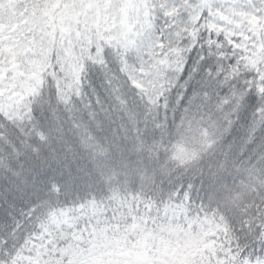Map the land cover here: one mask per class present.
<instances>
[{
	"label": "snow or ice",
	"instance_id": "obj_1",
	"mask_svg": "<svg viewBox=\"0 0 264 264\" xmlns=\"http://www.w3.org/2000/svg\"><path fill=\"white\" fill-rule=\"evenodd\" d=\"M129 63L140 72V83L123 76V83L115 84ZM52 68L53 75L45 76L50 130L57 122L59 127L83 125L108 148H99L101 166L90 173L83 195L82 178L71 162L65 174L46 176L42 188L23 198L0 190V264H23L25 251L41 264L31 245L46 230L37 223L42 216L54 217L55 209L67 206L78 215L89 205L107 201L110 206L129 196L157 208H186L194 223L206 214L207 200V212L215 205L229 240L216 264H264V0H136L126 24L92 42L68 103L58 95L59 81L68 78L61 64ZM117 88L131 89L127 109L114 104ZM41 99L31 103L33 113ZM4 103L7 97L0 96ZM0 125V153L11 157L19 130L3 112ZM179 149L199 158V170L164 165ZM210 177L217 178L215 184ZM229 179L249 192L234 207L217 191Z\"/></svg>",
	"mask_w": 264,
	"mask_h": 264
},
{
	"label": "trees",
	"instance_id": "obj_2",
	"mask_svg": "<svg viewBox=\"0 0 264 264\" xmlns=\"http://www.w3.org/2000/svg\"><path fill=\"white\" fill-rule=\"evenodd\" d=\"M117 3L120 7H116ZM135 3L136 0H0V78L12 87L0 93L7 97V103L0 104V112L19 130L13 155L0 153V190L7 191L14 199L23 198L33 189L42 188L46 176L65 174L67 162H71L82 178L83 195L84 187L92 182L90 173H96L101 166L99 148L107 150L108 142L102 145L83 125L59 127L57 122L55 131L50 130L46 119L50 90L45 76L53 75V64H61L60 71L68 82L59 81L62 87L58 95L62 102L68 103L75 84L79 83L80 70L89 57L92 42L126 24ZM18 29L22 30L27 47L23 54L15 46L14 33ZM173 52L179 55L178 50ZM54 53L56 60L52 59ZM118 75L120 79L115 84L123 83V76L140 83V72L130 63ZM91 79L98 83L95 74ZM130 92L131 89L117 88L114 104L127 109L132 100ZM37 99L41 103L33 113L31 103ZM125 115L130 113L125 111ZM9 159L14 161L12 166ZM164 165L173 171L190 172L193 168L199 170V158L179 149L175 157L165 159ZM209 179L216 183L217 178ZM217 191L233 207L249 195L239 181L234 185L231 179L226 185H218ZM73 195H68L69 203ZM204 195L200 194L202 198ZM229 196L236 197L235 202ZM52 199L54 202L55 198ZM44 203L47 205L49 201ZM106 205L107 201L89 205L86 212L78 215H73L66 206L55 209L54 217L42 216L37 228L44 225L46 230L37 238V244L31 245L41 254L36 259L41 264L45 260L47 264H65V257L67 264H216V255L227 251L229 240L223 221L215 205L212 212H207V200L206 214L195 223L189 219L188 209L177 205L157 208L154 202L133 200L130 196ZM21 259L23 264H36L27 251Z\"/></svg>",
	"mask_w": 264,
	"mask_h": 264
},
{
	"label": "rangeland",
	"instance_id": "obj_3",
	"mask_svg": "<svg viewBox=\"0 0 264 264\" xmlns=\"http://www.w3.org/2000/svg\"><path fill=\"white\" fill-rule=\"evenodd\" d=\"M14 28L15 27H13V29ZM14 34H15V39L17 40V42L15 43L16 49L18 50V53L23 54L26 51L27 47L25 46L24 37H22L23 35L22 30L18 29L17 32ZM0 85H5L4 87H0V93L11 90L12 88L10 84L2 78H0Z\"/></svg>",
	"mask_w": 264,
	"mask_h": 264
}]
</instances>
